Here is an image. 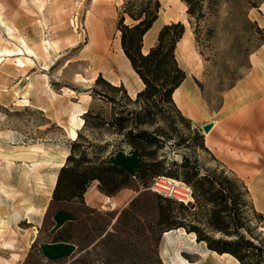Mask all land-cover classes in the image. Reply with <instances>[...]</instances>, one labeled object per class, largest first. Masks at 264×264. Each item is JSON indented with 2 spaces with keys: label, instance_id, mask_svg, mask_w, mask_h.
Segmentation results:
<instances>
[{
  "label": "rangeland",
  "instance_id": "1",
  "mask_svg": "<svg viewBox=\"0 0 264 264\" xmlns=\"http://www.w3.org/2000/svg\"><path fill=\"white\" fill-rule=\"evenodd\" d=\"M123 1L0 0V264H189L180 255L193 264L223 260L240 264L235 256L208 249L185 228L163 232L155 242L150 237L159 234L151 231L154 215L150 201L144 198L139 214L129 213L124 218L121 210L130 201L114 208L71 204L80 215L73 235L87 248L76 247L73 253L59 250L52 255L44 249L54 233V208H49L53 178L70 152L73 139L69 128L77 125V120H72L74 114L82 112L79 116L85 121L86 110L100 113V119H88L102 123L83 128V133L94 143L105 145L104 157L113 150H131L127 129H119L113 117L125 107L142 110L144 102L135 101L134 92L144 84L121 47L117 25ZM161 3L155 25L185 23L176 57L186 70L187 82L199 90L202 107L192 109V118L181 111L188 119L183 120L176 108L158 102L153 109L154 122L141 127L150 131L161 128L166 135H158L153 142L140 139L144 157L180 161L187 153L213 169L217 178L235 181L242 201L252 200L264 214V152L253 159L258 166L250 171L255 174L238 175L201 148L202 140L194 134L195 130L204 132L205 120L218 119L236 104L264 92V0H220L213 13L206 5V16L193 23L183 0ZM17 47L24 52L9 54ZM148 47L145 44L143 49ZM19 59L25 65H20ZM99 74L113 84L123 82L126 91L111 89L104 82L96 84ZM147 180L150 183L152 177ZM175 180L179 188L186 187ZM175 202L176 206L180 203ZM185 219L210 228L201 213ZM258 225L257 232H264V219Z\"/></svg>",
  "mask_w": 264,
  "mask_h": 264
},
{
  "label": "trees",
  "instance_id": "2",
  "mask_svg": "<svg viewBox=\"0 0 264 264\" xmlns=\"http://www.w3.org/2000/svg\"><path fill=\"white\" fill-rule=\"evenodd\" d=\"M183 1L187 5L191 23L195 20L200 21L206 16L207 12L204 10L206 5L211 7L210 11L213 13L220 3V0ZM161 6V0H124L117 25L121 47L144 83V87L137 92L134 100H143L142 110L146 114L142 115V110L137 108L125 107L115 113L113 122L119 129H127L126 138L131 147L129 151L135 150L140 156L139 169L135 174H131L124 167L112 162L116 151L113 150L109 156L104 157L105 145L94 143L85 136L83 128H93L102 123L90 122L88 119L90 117L100 119V113L91 109L86 110V119L71 143L65 162L58 170L49 204V208H54L53 214L58 209H67L73 212L74 219L56 229L51 241L71 242L76 244L79 250L87 248L77 242L73 235V228L80 220V215L71 204L94 209L95 207L86 204L84 194L88 184L98 180L99 190L107 195H114L124 187L139 192L131 199L129 205L121 210L123 218L129 213L139 214L142 198L150 201L149 210L153 212L155 223V228L151 231L159 234L150 237L155 242L167 230L185 228L188 232H195L197 241L205 242L210 250L220 254L229 253L242 264H264V232L262 230L257 232L258 222L264 219V214L255 208L252 200L246 198L242 201V192L235 181L229 178H217L213 169L204 167L196 158L192 160L187 153L182 155L180 161H166L165 158H145L140 148V139L153 142L159 139L158 135H166V131L161 128L150 131L141 127L143 124L154 122L152 114L158 102L168 103L177 109L181 119L188 120L173 98V92L187 77L186 70L179 64L175 52L177 43L185 32V23L181 20L165 23L159 30L157 42L150 46L147 52L143 51L144 35L159 17ZM128 18L129 22L126 21ZM194 31L197 33L198 29L195 28ZM95 82L96 84L104 82L111 89L126 91L123 82L120 85L113 84L103 78L102 74L98 75ZM128 99L134 101L130 96ZM171 122L175 120L171 119ZM194 134L202 140L199 146L217 159L205 145L203 133L195 130ZM159 175L175 178L191 187L195 201L184 203L162 193H151L150 186L154 178ZM149 177H152L150 183L147 180ZM245 193H249L248 188H245ZM175 201L180 202L178 206L175 205ZM200 213L205 217L210 228L188 223L185 219L187 215L196 217ZM117 221L120 222V218ZM122 222L124 223L123 220ZM209 230L220 232V235L213 236L208 233ZM156 246L154 243L155 249ZM101 264L118 263L106 261Z\"/></svg>",
  "mask_w": 264,
  "mask_h": 264
},
{
  "label": "crops",
  "instance_id": "3",
  "mask_svg": "<svg viewBox=\"0 0 264 264\" xmlns=\"http://www.w3.org/2000/svg\"><path fill=\"white\" fill-rule=\"evenodd\" d=\"M153 25L144 35L143 47L146 35L152 31ZM159 28L160 25L154 32L148 46L154 44ZM187 81L188 75L173 92V98L183 114L192 118V109L202 107V100L201 95L198 97L199 90ZM176 92L179 93L178 98L175 96ZM191 92L194 93V96ZM233 102L236 101L233 100ZM209 121H213L214 124L209 132H202L205 145L217 159L231 167L238 175L245 176L247 173H251L250 170L258 166L253 162V159L264 152V92L259 96L245 99V101L236 104L234 108L226 111L220 118H210L205 120L204 123ZM112 162L124 167L131 174H135L139 169L140 156L135 150H118L113 154ZM252 173L255 174L254 171ZM56 179L57 175L53 178L52 188L55 186ZM98 183V180L91 181L84 194L86 204L91 207H121L131 201L137 193L133 188L124 187L114 195H107L99 190ZM73 219L74 214L71 210H56L53 214L54 231ZM180 229H172V231ZM45 244L48 246H44V249L47 250L49 255L59 250L73 253L77 247L76 244L67 241H48Z\"/></svg>",
  "mask_w": 264,
  "mask_h": 264
},
{
  "label": "bare ground",
  "instance_id": "4",
  "mask_svg": "<svg viewBox=\"0 0 264 264\" xmlns=\"http://www.w3.org/2000/svg\"><path fill=\"white\" fill-rule=\"evenodd\" d=\"M162 18V17H161ZM158 20V19H157ZM157 22V21H156ZM155 22V23H156ZM4 23V22H3ZM155 23H154V25H155ZM153 25V29H152V31L150 32V33H148L147 35H146V38H145V44L146 45H149V42L151 41V39H152V37H153V35H154V32L156 31V29H157V27L160 25V24H157V25H155L154 26ZM7 28V27H6ZM8 32V31H7ZM184 37V35L182 36V38ZM188 38L189 37H186L185 39H184V44H186V42H188ZM25 46H26V48H28V46L26 45V43H25ZM149 48V47H148ZM146 49V48H145ZM147 50L148 49H146V50H144L143 49V51L144 52H147ZM24 51H23V48L22 47H17V48H15V49H10L9 50V54H21V53H23ZM124 55V54H123ZM126 56V55H125ZM124 56V57H125ZM126 58L128 59V57L126 56ZM19 61H20V65H25V63H24V61L22 60V59H19ZM128 61H129V59H128ZM129 63H130V61H129ZM131 65V64H130ZM132 67V66H131ZM129 69H130V67H128ZM133 69V68H132ZM133 71V70H132ZM135 71V70H134ZM138 77H139V79L142 81V79L140 78V76L138 75ZM143 82V81H142ZM144 84V83H143ZM134 95H136V92H134ZM175 96H176V98H178V96H179V93L178 92H176V94H175ZM83 111H85V110H83ZM82 114V112L79 114V115H81ZM78 115V113L77 114H74V116L72 117V120H73V122H75L76 120H77V125H72L70 128H69V136H70V138L71 139H75L76 138V136H77V128H79L82 124H83V121H84V119H83V117H81V116H79ZM76 123V122H75ZM63 164V161H61L58 165L60 166V165H62ZM53 184V183H52ZM259 184V183H258ZM178 190L180 191V192H184V188H178ZM262 191H264V190H262ZM263 193V192H262ZM261 199H262V197H261ZM39 211H40V213H42L43 212V210L42 209H39ZM176 229H180V228H176ZM169 232H171V230H167V231H165V233H169ZM193 233H195V232H193ZM165 253H166V251H165ZM222 254H229V253H222ZM222 254H220V255H222ZM231 255V254H230ZM186 262H188L189 264H193L191 261H189L187 258H185V257H183L182 255H180ZM231 256H233V255H231ZM229 263H231V264H234L231 260H223L222 262H216V261H214V262H202L201 264H229ZM240 264H242L241 262H240Z\"/></svg>",
  "mask_w": 264,
  "mask_h": 264
},
{
  "label": "built area",
  "instance_id": "5",
  "mask_svg": "<svg viewBox=\"0 0 264 264\" xmlns=\"http://www.w3.org/2000/svg\"><path fill=\"white\" fill-rule=\"evenodd\" d=\"M176 180L159 175L154 178L150 188L153 191L165 194L167 196L176 198L184 203H191L194 201L193 192L191 187H184V192L178 190L179 186L175 182Z\"/></svg>",
  "mask_w": 264,
  "mask_h": 264
},
{
  "label": "water",
  "instance_id": "6",
  "mask_svg": "<svg viewBox=\"0 0 264 264\" xmlns=\"http://www.w3.org/2000/svg\"><path fill=\"white\" fill-rule=\"evenodd\" d=\"M214 122L213 121H209V122H206L202 125V128L204 130V132H209L211 127L213 126Z\"/></svg>",
  "mask_w": 264,
  "mask_h": 264
}]
</instances>
